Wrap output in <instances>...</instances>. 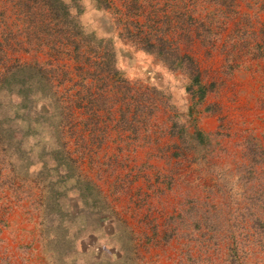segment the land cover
<instances>
[{
  "label": "rangeland",
  "instance_id": "obj_1",
  "mask_svg": "<svg viewBox=\"0 0 264 264\" xmlns=\"http://www.w3.org/2000/svg\"><path fill=\"white\" fill-rule=\"evenodd\" d=\"M4 1L0 264H50L48 250L61 253L55 264H264L252 229L264 221V0H64L84 31L112 40L128 86L148 93L135 114L109 79L50 54L33 39L43 33ZM148 45L186 57L203 97ZM31 87L39 112L54 99L64 106L62 139L45 132V150L41 131L12 133L16 91ZM75 176L91 187L83 196ZM42 182L53 183L46 209Z\"/></svg>",
  "mask_w": 264,
  "mask_h": 264
},
{
  "label": "trees",
  "instance_id": "obj_2",
  "mask_svg": "<svg viewBox=\"0 0 264 264\" xmlns=\"http://www.w3.org/2000/svg\"><path fill=\"white\" fill-rule=\"evenodd\" d=\"M6 2H15V9L17 14L20 17L31 24L36 31L42 32L43 35L36 36L33 39L36 41L43 40V44L46 45L47 49L49 50L50 54L54 55L55 57H68L73 60L78 65L87 66L86 68L90 67L94 71L90 74V77H95L99 75L101 79H109L112 83V86L116 89V91H120L123 97L127 96L130 98V104L134 106L133 114L135 111H139L140 108L143 109L144 107H140L139 104H142L144 100H139L142 94L147 95L148 93H141L132 90V87L128 86L127 80L120 76L118 70L115 66V55L116 49L112 43L110 38H103L97 37L92 31L87 32L84 31L74 14L71 13V6L69 2H64V0H5ZM4 1V2H5ZM25 21V22H26ZM147 48L152 47L150 45L145 46ZM154 49V47H153ZM149 52L158 56L160 60L163 62H168L169 70L178 69L182 74L186 75L190 82V88L188 86V90L190 94L197 95L198 99H201L204 95V88L203 86L199 85L198 81V73L186 57L180 56H171L170 54H162L160 51L155 50L151 51L150 48ZM187 63L186 68L183 66ZM19 67L22 66H17ZM184 68V69H183ZM9 70H5L2 72L0 77V90L5 91L4 84L8 79L7 74ZM89 77V76H88ZM47 80L48 78L45 77ZM191 85L195 86L193 90ZM30 87V86H29ZM123 88V89H122ZM150 91H155L152 87ZM18 96V101L14 103L15 109V117L16 119H12L13 125L15 124L17 127H13V134L15 133H30L35 134L36 130L41 131L42 135L39 136V139L42 143V149H47L48 140L44 139L45 132L48 133L52 132L55 139L60 142L62 137V126L66 123L65 114H64V106L60 104L61 102L58 99H54L53 108H48L47 112H39L38 103L39 99L42 98V94L36 95L34 87L31 88H23L20 91H16ZM49 92L51 95L54 93L52 92V87L49 86ZM40 98H39V97ZM17 99V98H16ZM41 101V100H40ZM42 103V102H41ZM40 103V104H41ZM149 102L147 105L150 107ZM128 104V103H127ZM146 105V106H147ZM46 107V105H45ZM44 113V114H43ZM1 129V128H0ZM178 129V130H177ZM3 133H0V149L2 151L0 162H4L6 156V152L9 151L10 145L9 142H5L6 133L10 128L7 126H3L1 129ZM171 133L172 134H180L182 133L181 129L176 123L171 125ZM1 132V131H0ZM10 132V131H9ZM8 132V133H9ZM181 132V133H180ZM18 144V143H17ZM49 147V146H48ZM62 149V145H59ZM60 150V149H59ZM248 151L250 152L251 159H256L257 157V149L253 148L252 145L248 146ZM43 156V155H41ZM60 158V154L58 151L55 152V156ZM54 157L48 159L55 161ZM264 163V160L261 161ZM260 163V162H259ZM42 165L47 164L46 162L42 161ZM4 166L9 168V172H12L14 169V164L10 161L4 163ZM57 166V165H55ZM3 167V166H2ZM47 168H53V165L48 166ZM71 168V167H69ZM73 172V171H72ZM59 172H56L58 175ZM46 181L44 176H40L37 183H41V181ZM75 185L77 188V195L83 196L86 190H88L90 185L87 181L80 179L75 176ZM4 183V182H3ZM1 183V184H3ZM42 182L39 185L38 189L40 190V199H41V207L46 209L44 203H42V199L44 200L47 197L48 191L52 188V182H49L46 186ZM9 187H12V183L10 180L6 183ZM50 184V185H49ZM80 184V187L78 185ZM13 189V188H12ZM14 190V189H13ZM262 193H259L260 198ZM44 197V198H43ZM46 213H49L46 212ZM45 214V212H44ZM181 216H178L180 218ZM243 217V216H242ZM42 225L45 227L46 225ZM196 223H194V226ZM253 235L255 236V241L258 243L260 249L264 251V221L259 220L258 218L254 219L253 225ZM62 232L58 233L57 236H62ZM44 235H47L44 233ZM49 237L45 238L47 244H50ZM50 254L48 257L50 258V264H55L56 261H62L61 253L58 252L56 255L53 250H48ZM56 256V257H55ZM179 264H198L192 258H188L185 262H180Z\"/></svg>",
  "mask_w": 264,
  "mask_h": 264
}]
</instances>
